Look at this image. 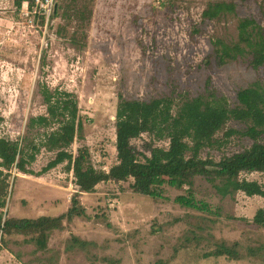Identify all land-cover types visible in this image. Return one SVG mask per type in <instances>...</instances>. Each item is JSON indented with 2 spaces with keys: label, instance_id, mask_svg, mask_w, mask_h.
Segmentation results:
<instances>
[{
  "label": "rangeland",
  "instance_id": "obj_1",
  "mask_svg": "<svg viewBox=\"0 0 264 264\" xmlns=\"http://www.w3.org/2000/svg\"><path fill=\"white\" fill-rule=\"evenodd\" d=\"M236 3L235 13L203 17L210 3ZM17 0H0V137L24 139L23 145L44 142L55 129L32 127V117L47 114L44 83L71 94L76 107L64 118L84 124L83 132L65 148L69 159L44 170L58 148L41 147L30 166L36 174L14 169L10 177L6 216H58L72 206L85 171L78 154H88L97 169L108 171L118 162L116 111L121 99L150 100L172 96L181 101L210 87L237 104V92L264 81V66L254 69L248 58L218 66L213 41L237 40L238 22L253 17L264 24V0H57L49 18H29ZM229 128H244L230 120ZM205 147L201 157L219 161L243 151L252 139L238 134ZM142 153L149 145L169 147L143 133L132 140ZM142 160L144 157L140 156ZM241 178L264 185V171L243 172ZM163 197L142 193L134 178L100 182L94 192L79 196L85 216L64 220L52 231L46 250H37L27 236L8 234L0 240V264H264V227L253 223L264 198L243 191L222 196L203 175L193 185L161 187ZM192 193L200 206L176 201ZM73 237L87 241L86 246ZM72 245V246H71ZM235 246L238 258L217 254Z\"/></svg>",
  "mask_w": 264,
  "mask_h": 264
},
{
  "label": "trees",
  "instance_id": "obj_2",
  "mask_svg": "<svg viewBox=\"0 0 264 264\" xmlns=\"http://www.w3.org/2000/svg\"><path fill=\"white\" fill-rule=\"evenodd\" d=\"M28 1L33 7V0H17L20 7ZM236 3L218 1L210 3L203 11V17L214 19L224 14L235 13ZM44 23L45 17L39 16ZM237 40L227 41L217 38L213 41V57L218 66L239 58H248L254 69L264 66V24L253 17H242L238 22ZM210 77L205 93L197 96H185L181 101L172 96L154 97L150 100L127 99L121 97L116 111V150L118 162L108 171L97 169L91 162L90 155L78 154V162L85 163L76 194L72 197V206L58 216L42 215L37 218L8 217L3 209L7 207L10 177L14 169L26 174H36L30 168L36 160L41 147L58 148V152L44 170L50 169L69 159L70 170L72 155L67 147L74 141L75 134L82 133L84 124L64 118V112L76 107L77 101L69 98L70 93L58 88L48 89L44 83L43 96L47 105V114L30 119L32 127L58 126L44 134V142L23 145L24 139L0 137V240L8 234L25 235L28 241L36 244L37 250L48 248V239L52 231L62 229L64 220L72 221L76 216H85L81 206L80 194L94 192L96 186L107 180L124 181L134 178L142 193L152 197H163L161 187L168 184L182 188L193 185L196 175L207 177L222 196L235 195L243 191L249 196L260 195L264 198V185L257 180L241 178L243 172L264 171V81H254L237 92V104L232 105L225 95L218 94L210 87ZM230 120L244 123V128H229L225 139L218 140L215 135ZM143 133H150L159 140L168 139L169 147L149 145L150 155L140 152L132 140ZM252 139L249 147L232 155H224L219 161L201 157L205 147L215 142H226L233 135ZM144 157V160L140 158ZM176 201L195 208L201 206L191 191L188 195H179ZM253 223L264 227V208L257 209ZM73 242L86 246L87 241L73 237ZM72 246V245H71ZM217 254L230 259L239 256L235 246L218 250ZM109 264H115L109 260Z\"/></svg>",
  "mask_w": 264,
  "mask_h": 264
},
{
  "label": "built area",
  "instance_id": "obj_3",
  "mask_svg": "<svg viewBox=\"0 0 264 264\" xmlns=\"http://www.w3.org/2000/svg\"><path fill=\"white\" fill-rule=\"evenodd\" d=\"M57 0H33V7L31 8L28 1H24L23 5L26 6V15L31 18L44 16L49 18L56 12Z\"/></svg>",
  "mask_w": 264,
  "mask_h": 264
}]
</instances>
